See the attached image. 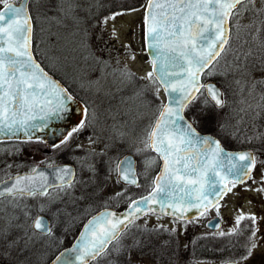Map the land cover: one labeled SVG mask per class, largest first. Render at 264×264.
I'll return each instance as SVG.
<instances>
[{
	"label": "snow or ice",
	"instance_id": "1",
	"mask_svg": "<svg viewBox=\"0 0 264 264\" xmlns=\"http://www.w3.org/2000/svg\"><path fill=\"white\" fill-rule=\"evenodd\" d=\"M108 8V0H0V136L33 141L50 120L79 114L52 145L69 151L75 167L49 164L50 174L33 167L16 176L0 169L8 175L0 180V264H178L188 223L210 210L219 216V201L238 195V186L264 197V0ZM135 12L143 13L151 56L143 75L115 25ZM202 76L221 80L202 83ZM161 90L167 102L148 99L159 100ZM145 109L152 115L137 129ZM204 121L214 131H198ZM228 143L243 147L228 150ZM124 148L143 157L139 174L131 157L121 158ZM110 181L123 187L103 199ZM130 187L147 194L134 198ZM100 199L103 210L94 212ZM120 203L125 210L113 211ZM164 216L173 226L159 222ZM261 219L241 212L227 232H213H248L242 254L224 264L254 256L264 240ZM82 221L72 247L61 251L62 237Z\"/></svg>",
	"mask_w": 264,
	"mask_h": 264
},
{
	"label": "rangeland",
	"instance_id": "2",
	"mask_svg": "<svg viewBox=\"0 0 264 264\" xmlns=\"http://www.w3.org/2000/svg\"><path fill=\"white\" fill-rule=\"evenodd\" d=\"M141 3V0H139ZM138 5V4H137ZM142 12H135L131 15H126L121 17L119 20H116L115 25L118 29H120V40L123 43H130L132 46V51L136 55V62L134 64V67L137 69L138 75H143L145 72L150 71L149 69V63L145 56L144 50H143V42H142ZM241 23H247V20L241 21ZM105 40H107V33L104 37ZM112 43L116 44V47L118 48L120 45L119 43L113 41ZM121 59H123V56H121ZM219 70V69H218ZM259 75V74H257ZM87 99V97H85ZM148 99L150 101H153L154 104H158L161 101H163V96L160 92V98L159 100H155L150 94L148 96ZM197 107L199 105L197 104ZM152 112L149 109H145L144 112V118L137 122V129L143 128L145 124H147L148 119L151 117ZM212 125L209 121L202 122L199 129L201 130L204 127ZM226 147L228 149H236L241 150L243 146L235 144V143H228L226 144ZM132 151L129 148L122 149L121 153L124 152H130ZM56 155L55 153L53 156ZM146 155H150V153H147ZM139 163V171H143V157L140 155H136ZM152 172V170H151ZM150 172V173H151ZM255 175L257 178L259 177V169H257ZM251 183V182H249ZM142 184H144V180L142 178ZM243 187H237L234 189L238 195H232L231 193H228V195L225 197V199L222 201L220 205V211H219V217L221 219V230L227 232L230 228L233 227L235 222L236 215L240 214L241 212L247 214V213H254L258 217L264 218V197H261L257 195L254 192H245L243 190ZM251 201V203H249ZM160 223L167 224L170 227L173 226L171 221L170 222H164L159 221ZM143 223V222H142ZM141 223V224H142ZM150 225L157 223V220L151 219L149 220ZM250 223L247 220H244L241 222V228L245 224ZM258 225L260 228L259 235H264V219H261L258 221ZM176 227H180V225H176ZM78 230V227L75 228L72 232H70L67 236L62 237L64 240V243L62 245V248L68 247L70 243L72 242V239L76 235ZM211 233V234H210ZM248 235V232L245 231L243 235H234V241H237L236 244L243 245L245 242V238ZM203 237L202 241H215V242H222L223 237L214 236L212 232H208L204 227V219H199L195 223H188L186 226V229H183V234L180 235V252H179V262L178 264H191L193 258L191 256L192 248H193V241L196 239ZM224 241V240H223ZM187 244L188 248L185 249L184 245ZM244 251L242 248L241 254ZM240 254V255H241ZM239 255V256H240ZM139 259V257H137ZM202 262V264H223L222 261L219 260H202L199 261ZM103 264V262H101ZM144 264H151V261L145 259ZM246 264H264V240L261 241V247L255 252L254 256L246 262Z\"/></svg>",
	"mask_w": 264,
	"mask_h": 264
},
{
	"label": "flooded vegetation",
	"instance_id": "3",
	"mask_svg": "<svg viewBox=\"0 0 264 264\" xmlns=\"http://www.w3.org/2000/svg\"><path fill=\"white\" fill-rule=\"evenodd\" d=\"M18 2V0H17ZM116 7H125V6H119L116 3L110 4L109 3V8L105 9L104 12L106 13L108 10H115ZM31 8V6H30ZM121 17H118L117 20H119ZM116 22V21H115ZM59 78V77H57ZM164 101V100H163ZM212 124V123H211ZM201 133H206L209 131H214L213 125H209L202 128L201 130L198 129ZM85 137L81 135L78 137V139L75 142H80L84 140ZM36 140L33 141H6V142H0V169H4L6 172H8L12 176L16 175H24L27 174L31 171L33 167H36L38 171H44L46 173V169L48 168L47 165L49 164H55V165H72L75 167L74 164V158L70 154L69 151H65L63 149H55L53 147H48L44 143L40 142H35ZM56 154L53 156V154ZM121 158L123 156H131L134 160L135 166H136V171L139 174L140 167L138 163V159L136 154L133 151L130 152H124L120 153ZM150 155H154L153 153H150ZM7 165H12L11 169H7ZM159 170V166H155L152 169V172L150 173L151 175H155ZM8 175H6L4 172H0V180H7ZM140 183L142 184V178L140 180ZM143 185V184H142ZM123 185L122 184H116L112 181L109 182L107 187L104 189L103 192V199H107L109 196L113 195L115 192L120 191L122 189ZM242 187V186H238ZM128 193L132 194L133 197H138L141 194H147L146 189L141 187V188H136V187H130L128 189ZM103 199H100L97 201L94 212L96 211H102L103 210ZM223 201V200H222ZM221 202L220 205H221ZM30 203L32 201H29ZM126 208V204L120 203V204H113L112 210L116 212H121ZM218 218L220 220V228L218 231L221 230V219L219 216H217V213L215 210H210L205 214V216L198 217L196 218L193 222L195 223L199 219H204V227L208 232H214L211 228H208L206 225L213 219ZM148 220L155 219V216H149L147 217ZM160 221L164 222H170L171 219L167 217H162ZM86 221H82L77 227V233L72 239V241L75 239L77 236L78 232L83 226V223ZM143 220L138 221V223H142ZM76 227V228H77ZM211 234V233H210ZM71 244V243H70ZM66 248V247H64ZM61 247L60 250L64 249Z\"/></svg>",
	"mask_w": 264,
	"mask_h": 264
},
{
	"label": "trees",
	"instance_id": "4",
	"mask_svg": "<svg viewBox=\"0 0 264 264\" xmlns=\"http://www.w3.org/2000/svg\"><path fill=\"white\" fill-rule=\"evenodd\" d=\"M108 3H116L119 6H139L141 3L139 0H108ZM138 4V5H137ZM221 80L219 76H212L205 78L202 77V82L212 81L218 83ZM233 150V149H228ZM236 150V149H234ZM203 237H200L193 241L192 248V262L193 261H202V260H219L224 263V261L231 258L238 257L241 254V244H236L237 241H234V235L231 237H223L222 242L215 241H202ZM181 254V252H180ZM191 262V264H192Z\"/></svg>",
	"mask_w": 264,
	"mask_h": 264
},
{
	"label": "water",
	"instance_id": "5",
	"mask_svg": "<svg viewBox=\"0 0 264 264\" xmlns=\"http://www.w3.org/2000/svg\"><path fill=\"white\" fill-rule=\"evenodd\" d=\"M142 16H143V14H142ZM142 36H143V33H142ZM143 50H144V53H145V56H146L147 60L149 61L151 59V56L148 54L147 50L144 48V43H143ZM149 69L151 71V66L150 65H149ZM202 77H201V82H202ZM205 83H214V82L207 81ZM161 94L163 96L164 102H167V98H166L163 90H161ZM78 119H79V114H78V111H77V114L70 116V118H68V119H64V120H59V119L50 120L49 121V124H48V127L46 129H42L41 131L36 132L35 133V136L33 137V140H36V138L38 137L48 147H52V145H55V144L59 143L62 135L64 133H66L68 130H70V128L77 123ZM18 136H19L18 139L17 138L8 139L6 136H0V142H6V141H26L27 140L23 136V133H18ZM129 157H131V156H129ZM60 166H63V165H60ZM51 172H52V169H50V168H47L46 169V174H50ZM49 179L50 180L52 179L51 175H49ZM226 195L223 196V199L226 197ZM223 199H221L219 202H221ZM124 210H122L121 212H123ZM186 214L189 217H192V216L196 215L195 209H193L192 211H188ZM164 217L170 218L168 216H164ZM198 217L199 216H197V218ZM210 222L212 224H217V222H218L216 229H213V228L209 227ZM210 222L206 226L208 228H211L213 231H218L219 228H220V220L218 218H215V219L211 220ZM79 232H78L77 236L79 235ZM74 241H75V239L71 242V244L68 247H66L64 249L71 248L72 245H73V243H74ZM64 249H62V250H64Z\"/></svg>",
	"mask_w": 264,
	"mask_h": 264
}]
</instances>
